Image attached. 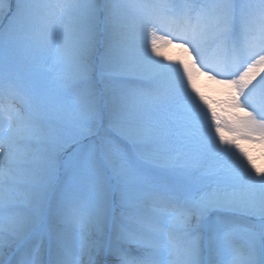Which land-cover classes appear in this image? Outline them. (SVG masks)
Instances as JSON below:
<instances>
[{
  "label": "snow or ice",
  "instance_id": "6c2138e0",
  "mask_svg": "<svg viewBox=\"0 0 264 264\" xmlns=\"http://www.w3.org/2000/svg\"><path fill=\"white\" fill-rule=\"evenodd\" d=\"M238 141L264 150V0H0V264H264Z\"/></svg>",
  "mask_w": 264,
  "mask_h": 264
},
{
  "label": "rangeland",
  "instance_id": "374dc122",
  "mask_svg": "<svg viewBox=\"0 0 264 264\" xmlns=\"http://www.w3.org/2000/svg\"><path fill=\"white\" fill-rule=\"evenodd\" d=\"M164 51L165 53H163ZM161 57L164 58V62L167 61H175L177 59H181L183 54L180 52L179 49L173 48L171 46L162 47L160 49ZM198 87L200 90L211 99H218L219 94L217 92L218 86L213 84L210 81H207L205 78L201 77L198 81ZM227 136L228 134L225 133ZM243 147L249 150L250 154L253 157V162L256 164L257 167L264 168V150L259 149L258 146H252L247 144L244 141H238Z\"/></svg>",
  "mask_w": 264,
  "mask_h": 264
},
{
  "label": "bare ground",
  "instance_id": "6f19581e",
  "mask_svg": "<svg viewBox=\"0 0 264 264\" xmlns=\"http://www.w3.org/2000/svg\"><path fill=\"white\" fill-rule=\"evenodd\" d=\"M163 53H165L164 51H162Z\"/></svg>",
  "mask_w": 264,
  "mask_h": 264
}]
</instances>
